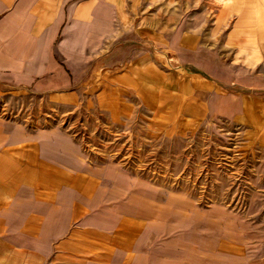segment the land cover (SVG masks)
Instances as JSON below:
<instances>
[{
  "label": "rangeland",
  "instance_id": "374dc122",
  "mask_svg": "<svg viewBox=\"0 0 264 264\" xmlns=\"http://www.w3.org/2000/svg\"><path fill=\"white\" fill-rule=\"evenodd\" d=\"M110 2L88 75L53 93L9 88L8 117L126 173L175 236L226 238L217 248L234 255L263 242L264 51L247 42L264 0Z\"/></svg>",
  "mask_w": 264,
  "mask_h": 264
},
{
  "label": "crops",
  "instance_id": "0c3cea01",
  "mask_svg": "<svg viewBox=\"0 0 264 264\" xmlns=\"http://www.w3.org/2000/svg\"><path fill=\"white\" fill-rule=\"evenodd\" d=\"M113 17L110 0H0V264H264V241L234 255L217 248L226 238L175 236L126 173L8 117L9 88L53 93L88 75Z\"/></svg>",
  "mask_w": 264,
  "mask_h": 264
},
{
  "label": "bare ground",
  "instance_id": "6f19581e",
  "mask_svg": "<svg viewBox=\"0 0 264 264\" xmlns=\"http://www.w3.org/2000/svg\"><path fill=\"white\" fill-rule=\"evenodd\" d=\"M241 3H245V1H243ZM106 10H108V9L106 8ZM260 27L264 28V26H261V25H260ZM259 31L260 32H258L257 35H254L251 37V39H249L247 44H249L252 47H255L256 49H258L261 52V51H264V30L259 29ZM255 36H257V37H255ZM144 98L149 99L147 101L145 100L146 104L148 103L150 105H153V101H150V97L148 95H145ZM261 130L264 132V127H262Z\"/></svg>",
  "mask_w": 264,
  "mask_h": 264
}]
</instances>
